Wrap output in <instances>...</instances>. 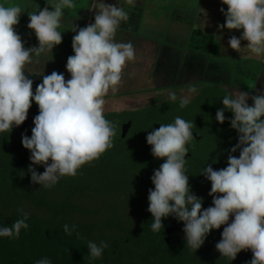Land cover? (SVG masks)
Wrapping results in <instances>:
<instances>
[{"label":"clouds","instance_id":"obj_1","mask_svg":"<svg viewBox=\"0 0 264 264\" xmlns=\"http://www.w3.org/2000/svg\"><path fill=\"white\" fill-rule=\"evenodd\" d=\"M222 3L227 5V11L220 9L226 20L218 28L242 30L239 38H229L231 49L242 56L264 57V0ZM75 7L73 0H56L51 5L53 10L46 6L29 12L27 27L34 31L38 47L26 48L15 30L22 6L0 3V133L22 125L32 102L36 103L39 112L33 120L32 134L30 138L22 136V145L31 152V182L45 188L62 177L76 176L83 165L113 147L115 126L104 116L105 97L110 91H118L127 62L135 59L131 42L115 41L116 31L128 19V13L120 6L93 0L94 23L73 29L74 55L66 63L70 78L66 80L63 73L53 71L43 75L33 91V80L25 74V66L33 62V54L38 58L62 43L58 29L63 10ZM205 26L206 21L200 25L201 29ZM222 50L227 52L226 48ZM196 92L195 86H189L188 93ZM178 99L181 109L190 103L188 95L178 98L175 92H169L171 102ZM222 104L215 118L223 124L225 110L233 114L230 125L238 132V143L230 153L240 152L238 158L229 154L226 167L214 170L209 165L201 174L211 182L213 206L206 209L203 199L191 192L185 168L193 123L177 116L174 123L160 124L147 135L152 155L164 161L151 177L154 189H149L147 209L153 218L151 229L158 232L164 227L162 219L174 216L184 223L186 245L196 251L213 229L223 226L222 238L215 245L221 256L232 261L241 251L250 250V264H264V92L252 95L238 91L225 95ZM33 165H43L45 171L38 173ZM21 212L22 218L11 226H0V237L19 238L21 229L29 227V214ZM74 231L75 225H64L66 234ZM107 247L104 241H88V254L92 259L100 258ZM36 264L51 261L44 257Z\"/></svg>","mask_w":264,"mask_h":264},{"label":"trees","instance_id":"obj_2","mask_svg":"<svg viewBox=\"0 0 264 264\" xmlns=\"http://www.w3.org/2000/svg\"><path fill=\"white\" fill-rule=\"evenodd\" d=\"M232 93L217 85L204 86L183 109L179 99H169L135 110L107 112L115 126L113 147L99 159L86 163L76 176L62 177L51 188L31 182L28 171L31 152L22 145V136L31 137L34 123L24 131L0 133V226H11L28 213L27 229L19 238L0 237V264H36L47 257L51 264H250L252 252L241 251L235 260L221 256L215 245L223 226L213 229L204 244L193 250L186 245L184 223L174 216L162 219L163 228L151 229L149 189L151 177L164 162L155 158L146 137L160 124L174 123L177 116L193 123L194 138L186 145V174L191 192L203 199V208L212 205L211 182L201 175L207 166L219 170L227 166L229 154L238 143V132L230 125L233 114L225 110V122L216 120L222 99ZM29 112L38 115V106ZM131 122L127 135L122 126ZM43 173V165H33ZM231 222V221H230ZM75 225L71 235L64 225ZM180 224L171 235L167 228ZM79 233V237L77 236ZM169 238V242L167 239ZM88 241L108 247L92 259Z\"/></svg>","mask_w":264,"mask_h":264},{"label":"rangeland","instance_id":"obj_3","mask_svg":"<svg viewBox=\"0 0 264 264\" xmlns=\"http://www.w3.org/2000/svg\"><path fill=\"white\" fill-rule=\"evenodd\" d=\"M75 1L79 2L78 6L84 7L90 3V0ZM148 1L151 7L155 4L160 5L159 8L166 12L165 16L178 17L186 24L190 23V26L192 24L191 28L186 25H183L182 29L180 27L179 35L187 34L186 44L178 48L161 45L155 41V46H143L139 51L134 46L135 59L127 62L118 91L115 94L110 91L105 97L104 113L135 110L157 104L169 99V92H175L178 98L188 95L192 99L206 85L220 86L232 94L238 91L249 92L252 95L264 92V61L246 58L224 45L226 29L221 31L218 25L224 24L226 17L220 8L215 11L210 9L209 12L204 9L202 18L199 16L198 5L202 0ZM9 2L12 0H0V3ZM28 13L26 7L23 14L25 19L19 21L15 30L22 37L26 48L38 47L34 31L27 27L30 22ZM63 17L69 16L64 14ZM64 18H61V26L58 29L63 36L62 43L55 46L52 52L42 54L38 58L33 54V62L25 66V74L33 80V91L42 82L43 75H49L53 71L63 73L66 80L70 78L66 63L67 58L74 55V52L71 37H66L69 34L67 29L69 21ZM205 21V27L211 32L214 31V35L207 28L201 29L200 25ZM197 25L199 28H196ZM138 31L139 26L131 23L128 28L117 30L116 35L120 34V42H125V37L121 33L132 35ZM239 33L240 30H234L233 35L238 38ZM222 48H226L227 52H223ZM189 86H195L197 92L188 93ZM248 104L251 106V99L248 100ZM33 106H36L34 101L31 107Z\"/></svg>","mask_w":264,"mask_h":264},{"label":"crops","instance_id":"obj_4","mask_svg":"<svg viewBox=\"0 0 264 264\" xmlns=\"http://www.w3.org/2000/svg\"><path fill=\"white\" fill-rule=\"evenodd\" d=\"M76 7L72 9H64V14L68 15L69 17H62L66 21H69L67 23V29H69V34L66 35V37H71L76 34L73 32V29L76 27L77 29L85 27L87 25H90L94 23V16L96 14V10L91 9V4L93 0H90V3L88 6H78L79 2L73 0ZM104 3L110 4V5H117L122 7L127 13H128V19L126 21H122L119 29H126L130 26L131 23H136L137 26H139V31L136 34H125L121 33L125 37V42H131L133 46L137 47V50H141L144 47H151L155 46L156 42H159L161 45H171V46H179L185 45L187 41V34L179 35L180 34V27L183 28V25L190 26L183 22V19L178 17H172L168 15H164V12L161 8H159L160 5L155 4L154 7H151L149 5L148 0H133L132 4H128L127 0H103ZM11 3L14 4H20L23 8V12L20 16V21L25 19L23 17L25 13V8H28V12H37L39 9H43L44 7H48L49 10H53L51 8V5L54 3L53 0H12ZM199 16L203 18V12L202 9L207 10L208 12L213 10L215 11L218 8H224L227 10V5H224L222 3V0H202L199 2ZM203 5V6H202ZM158 6V7H157ZM211 9V10H210ZM79 13V14H78ZM141 14L142 16H140ZM202 14V15H201ZM138 16V18H137ZM198 16V17H199ZM62 20V19H61ZM189 22V21H188ZM65 25V24H64ZM209 25V23H208ZM196 28H199V25H197ZM208 27H204V29ZM224 36L223 43L226 45V47H230L228 44V40L231 36H233L234 30L229 31L227 28ZM209 30V29H208ZM212 35H214V31L211 32ZM242 35V30H240L238 38ZM120 34H117L115 36V41L120 42ZM189 36V35H188ZM179 42V43H178ZM246 44V41H242V45ZM184 47V46H183ZM246 58L258 61L262 60L264 61V57H255V56H245ZM264 63V62H263Z\"/></svg>","mask_w":264,"mask_h":264},{"label":"water","instance_id":"obj_5","mask_svg":"<svg viewBox=\"0 0 264 264\" xmlns=\"http://www.w3.org/2000/svg\"><path fill=\"white\" fill-rule=\"evenodd\" d=\"M34 117H35V115L33 113L28 112V116H27L26 121L22 125H20L19 127L14 126V128L16 130L24 131L27 126L33 124ZM130 127H131V122H128L127 124H124L122 126V137L123 138L127 135ZM193 136L197 140L200 139L199 137H197L196 134H193ZM180 229H182V226L180 224H173L171 227L167 228V234L171 235V233H173V232H175L177 230H180ZM167 242H169V238L167 239Z\"/></svg>","mask_w":264,"mask_h":264}]
</instances>
